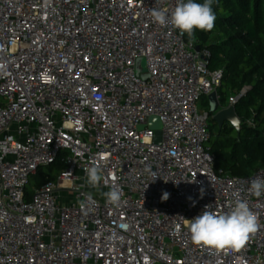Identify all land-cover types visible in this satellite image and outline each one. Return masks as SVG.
Masks as SVG:
<instances>
[{
  "label": "built area",
  "instance_id": "obj_1",
  "mask_svg": "<svg viewBox=\"0 0 264 264\" xmlns=\"http://www.w3.org/2000/svg\"><path fill=\"white\" fill-rule=\"evenodd\" d=\"M176 3L0 0V264H264V194L248 191L264 165L247 176L215 169L211 113L197 104L218 93L224 70L153 21V7L170 14ZM57 161L56 179L26 200L30 177ZM91 166L102 169L98 188L86 183ZM112 187L119 206L103 196ZM236 199L262 225L248 244L194 245L191 220Z\"/></svg>",
  "mask_w": 264,
  "mask_h": 264
},
{
  "label": "trees",
  "instance_id": "obj_2",
  "mask_svg": "<svg viewBox=\"0 0 264 264\" xmlns=\"http://www.w3.org/2000/svg\"><path fill=\"white\" fill-rule=\"evenodd\" d=\"M212 8L216 16L213 29H194L193 38L190 40L185 33V39L193 41L200 49H209L210 69L224 70L218 88L222 90L218 93L221 107L227 105L232 94L249 86L235 104L236 114L243 120L240 135L232 125L230 131L234 134H229L225 128L227 122L222 128L214 122L217 133H213L209 123L211 139L208 144L215 156L216 170L247 176L264 165V0H213ZM211 35L215 40L208 43ZM251 119L253 126L247 124ZM54 164L59 170L62 168V162ZM55 179L56 176L40 177L37 186ZM31 198L26 191V200Z\"/></svg>",
  "mask_w": 264,
  "mask_h": 264
},
{
  "label": "clouds",
  "instance_id": "obj_3",
  "mask_svg": "<svg viewBox=\"0 0 264 264\" xmlns=\"http://www.w3.org/2000/svg\"><path fill=\"white\" fill-rule=\"evenodd\" d=\"M161 3L164 0H160ZM213 0H204L203 3L195 0H177L176 6L170 14L167 9L153 7L150 15L160 26H169L178 29L183 35L187 33L190 40L194 36V29L210 31L213 29L216 16L212 8ZM6 70V64L0 63V72ZM99 99V97H97ZM86 183L92 188H98L102 180V169L91 166L85 169ZM154 179L156 178L153 173ZM153 179V180H154ZM249 193L260 197L264 194V179L256 178L250 183ZM106 202L119 206L122 193L119 187H112L104 192ZM165 199L167 194H165ZM205 210L189 224V233L192 243L196 246L207 247L216 252L240 251L262 227L258 215L253 212L247 201L236 199L228 212Z\"/></svg>",
  "mask_w": 264,
  "mask_h": 264
},
{
  "label": "water",
  "instance_id": "obj_4",
  "mask_svg": "<svg viewBox=\"0 0 264 264\" xmlns=\"http://www.w3.org/2000/svg\"><path fill=\"white\" fill-rule=\"evenodd\" d=\"M196 50H199V47H196ZM209 105H210V112L213 114V120L222 128L223 124L228 122L232 125L235 130L237 131L238 135H240L241 126L243 120L238 117L235 111V106L231 105L227 108L220 109V101L218 99V93L216 91L212 92L208 96ZM149 125L153 129H155V143H161V122L157 116H152L149 120Z\"/></svg>",
  "mask_w": 264,
  "mask_h": 264
},
{
  "label": "rangeland",
  "instance_id": "obj_5",
  "mask_svg": "<svg viewBox=\"0 0 264 264\" xmlns=\"http://www.w3.org/2000/svg\"><path fill=\"white\" fill-rule=\"evenodd\" d=\"M215 40L214 35H211L209 38L208 43H212ZM140 64L141 67L143 69V71H146V60L144 58H142L140 60ZM222 90L219 89L218 93L221 94ZM198 108L199 110H207L210 112V105H209V100H208V96H203L199 101H198ZM211 113V112H210ZM214 120H213V114L211 113V119H210V123H211V130L213 133H217V127L214 124ZM230 124L227 122L225 128L227 129V131H230ZM227 132V133H228ZM229 134H234V131H230ZM59 169L54 165H49V166H41L38 170L37 173L33 174L30 179H29V184L27 186V192L30 193L32 196L34 194V191L36 190V188H38L37 186V179L40 177H46V176H57L59 174ZM63 195H65V193H63Z\"/></svg>",
  "mask_w": 264,
  "mask_h": 264
}]
</instances>
